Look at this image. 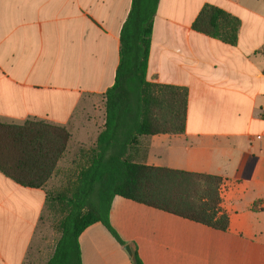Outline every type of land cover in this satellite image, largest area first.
Segmentation results:
<instances>
[{
	"label": "crops",
	"instance_id": "0c3cea01",
	"mask_svg": "<svg viewBox=\"0 0 264 264\" xmlns=\"http://www.w3.org/2000/svg\"><path fill=\"white\" fill-rule=\"evenodd\" d=\"M206 4L240 19L237 45L192 29ZM131 7L132 0H0V122L65 127L67 152L94 149ZM263 47L264 0H160L147 80L188 89L186 129L139 137L126 156L222 177L229 227L216 230L116 196L111 225L143 264H264ZM46 193L0 172V264L52 257L40 229ZM79 243L83 264H133L102 223Z\"/></svg>",
	"mask_w": 264,
	"mask_h": 264
},
{
	"label": "trees",
	"instance_id": "16d2710c",
	"mask_svg": "<svg viewBox=\"0 0 264 264\" xmlns=\"http://www.w3.org/2000/svg\"><path fill=\"white\" fill-rule=\"evenodd\" d=\"M160 0H132L120 33V60L114 84L105 93L106 120L96 146L61 201V237L47 264H83L79 238L91 225L102 223L126 246L110 222L116 196L190 221L227 231L229 215L222 208L220 176L135 163L128 149L139 137L181 134L186 129L188 89L147 80L154 19ZM240 19L206 4L192 29L225 44L238 43ZM260 52L264 53V47ZM71 139L65 127L43 121L0 122V172L24 188L44 189ZM133 264H143L133 251Z\"/></svg>",
	"mask_w": 264,
	"mask_h": 264
},
{
	"label": "rangeland",
	"instance_id": "374dc122",
	"mask_svg": "<svg viewBox=\"0 0 264 264\" xmlns=\"http://www.w3.org/2000/svg\"><path fill=\"white\" fill-rule=\"evenodd\" d=\"M169 2L165 3L164 9L168 10ZM91 149H81L80 151H69L64 154L60 160L54 174L45 186L46 192L53 201H56L59 195L66 194V191L72 187L77 179L80 169L87 164V153ZM61 201L53 202V208L46 206V214L40 224L42 236L49 242V250L54 252L55 246L61 237L59 221L64 216V207Z\"/></svg>",
	"mask_w": 264,
	"mask_h": 264
},
{
	"label": "water",
	"instance_id": "95a60500",
	"mask_svg": "<svg viewBox=\"0 0 264 264\" xmlns=\"http://www.w3.org/2000/svg\"><path fill=\"white\" fill-rule=\"evenodd\" d=\"M125 250L128 252V254L132 257L133 256V250L131 245H126Z\"/></svg>",
	"mask_w": 264,
	"mask_h": 264
}]
</instances>
